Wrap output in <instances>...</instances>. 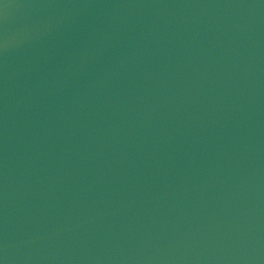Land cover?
Wrapping results in <instances>:
<instances>
[{
	"label": "water",
	"instance_id": "1",
	"mask_svg": "<svg viewBox=\"0 0 264 264\" xmlns=\"http://www.w3.org/2000/svg\"><path fill=\"white\" fill-rule=\"evenodd\" d=\"M0 264H264V0H0Z\"/></svg>",
	"mask_w": 264,
	"mask_h": 264
}]
</instances>
